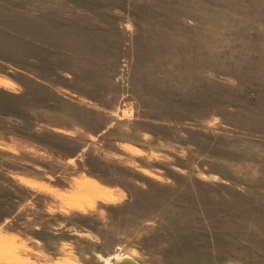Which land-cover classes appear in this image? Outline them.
<instances>
[{
	"label": "rangeland",
	"instance_id": "374dc122",
	"mask_svg": "<svg viewBox=\"0 0 264 264\" xmlns=\"http://www.w3.org/2000/svg\"><path fill=\"white\" fill-rule=\"evenodd\" d=\"M0 81V264H264V0H0Z\"/></svg>",
	"mask_w": 264,
	"mask_h": 264
},
{
	"label": "bare ground",
	"instance_id": "6f19581e",
	"mask_svg": "<svg viewBox=\"0 0 264 264\" xmlns=\"http://www.w3.org/2000/svg\"><path fill=\"white\" fill-rule=\"evenodd\" d=\"M3 81V80H2ZM2 81H0V83H4V82H2ZM5 84V83H4ZM96 183V182H95ZM84 184V183H83ZM79 186V185H78ZM82 188H83V190H87V191H90V193H95L96 192V190H97V188H99L98 187V184L97 185H95V184H93L92 185V183H86L85 185H83L82 186ZM86 192V191H85ZM100 192H101V190H100ZM103 192V191H102Z\"/></svg>",
	"mask_w": 264,
	"mask_h": 264
},
{
	"label": "water",
	"instance_id": "95a60500",
	"mask_svg": "<svg viewBox=\"0 0 264 264\" xmlns=\"http://www.w3.org/2000/svg\"><path fill=\"white\" fill-rule=\"evenodd\" d=\"M122 264H135V263L134 262H131V261H125Z\"/></svg>",
	"mask_w": 264,
	"mask_h": 264
}]
</instances>
